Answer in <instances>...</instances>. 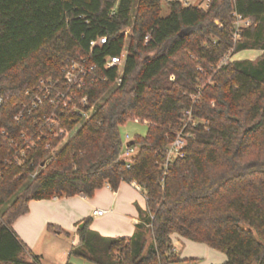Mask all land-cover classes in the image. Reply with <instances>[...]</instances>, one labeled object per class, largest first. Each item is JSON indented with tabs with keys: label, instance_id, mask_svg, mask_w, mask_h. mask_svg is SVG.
Masks as SVG:
<instances>
[{
	"label": "trees",
	"instance_id": "obj_1",
	"mask_svg": "<svg viewBox=\"0 0 264 264\" xmlns=\"http://www.w3.org/2000/svg\"><path fill=\"white\" fill-rule=\"evenodd\" d=\"M207 1L201 8L167 0H0V264H41L13 229L32 201L92 198L124 182L147 200L134 237H103L86 220L70 257L196 262L179 257V238L224 254V264H264V0ZM237 15L252 25L235 41ZM130 28L118 85L105 59L120 55ZM245 51L262 54L219 67L229 53ZM83 60L98 66L101 79L77 91L89 99L88 119L80 105L24 111L27 93L33 98L43 82L62 81ZM188 111L195 125L184 156L168 161ZM53 114L57 127L46 122ZM137 119L148 131L134 141L139 150L128 168L121 128ZM60 130L70 134L64 144ZM48 231L70 236L54 225Z\"/></svg>",
	"mask_w": 264,
	"mask_h": 264
},
{
	"label": "crops",
	"instance_id": "obj_2",
	"mask_svg": "<svg viewBox=\"0 0 264 264\" xmlns=\"http://www.w3.org/2000/svg\"><path fill=\"white\" fill-rule=\"evenodd\" d=\"M29 208V213L13 225L18 240L42 258L41 264L46 254L54 253V261L46 260L47 264H67L72 258L71 249L79 243L77 231L84 221L90 220L91 230L103 237L129 240L134 237L147 212V200L140 187L124 182L117 191L105 186L92 198L82 194L72 198L32 201ZM97 210L106 213L94 216ZM49 225L59 227L70 236L51 233ZM64 236L69 238L70 243L64 240ZM183 241L176 238L175 248ZM61 244L67 246L60 248Z\"/></svg>",
	"mask_w": 264,
	"mask_h": 264
},
{
	"label": "built area",
	"instance_id": "obj_3",
	"mask_svg": "<svg viewBox=\"0 0 264 264\" xmlns=\"http://www.w3.org/2000/svg\"><path fill=\"white\" fill-rule=\"evenodd\" d=\"M180 1V0H170ZM187 5V3H186ZM252 23L250 20H245L241 16L237 15V21L234 25V40H238L241 35V31L244 28L251 27ZM150 40V36L146 38V41ZM107 43V38H99L96 42L92 44L91 52L97 46H103ZM128 57V47L124 45L120 55L107 57L105 59L104 69L112 70L116 69L118 72V77L116 79V84L120 85L122 83V75L126 67ZM233 55L229 53L220 63L219 67L227 65L229 62L233 61ZM97 65H91L89 61L83 60L82 62H73L66 70L65 77L62 81H49L44 82L43 88H39L38 93L34 96L32 105H24V111H30L37 109L45 104L52 107L61 108L67 110L70 105H80L82 109L79 110L80 114L84 115L86 119L89 118L90 113L85 111L90 104L88 97L80 98L77 91L82 90L88 84V80L91 79L92 82L100 81V77L96 74ZM105 81L106 79H102ZM2 99H0V107L2 105ZM77 107L74 106L73 110H76ZM24 113L22 112L17 119L23 117ZM185 115V124L182 130H180L171 144L168 147L167 155L168 161L177 157L184 156V148L186 146V141L191 134L187 132L188 126L195 125V121L192 117V111H188ZM47 124H50L52 127H57V120L55 114L50 117H46ZM62 136L63 140L67 137L69 138L70 134L66 130H60L59 135ZM127 143L124 146L123 152L121 154V160L130 168L132 160L135 155L138 153L139 148L136 145H133V141H130L129 136L126 137ZM106 212L102 210L94 211V216H103Z\"/></svg>",
	"mask_w": 264,
	"mask_h": 264
},
{
	"label": "rangeland",
	"instance_id": "obj_4",
	"mask_svg": "<svg viewBox=\"0 0 264 264\" xmlns=\"http://www.w3.org/2000/svg\"><path fill=\"white\" fill-rule=\"evenodd\" d=\"M167 1H170V0H167ZM180 1L185 4L187 3V5H195L201 8H206L208 4L207 0H180ZM168 13H169V6L164 1L162 3V15L165 17L167 16ZM131 29L132 28H130L126 32V41H125L126 46L129 45L130 34L132 31ZM261 54L262 52L260 51H254V52L245 51V52H242L234 56L233 60H253L255 61ZM171 79L174 80V76H171ZM39 88H43V84H40ZM31 93H32L31 91L27 93V95L30 96L29 97L30 99L24 105H27V106L32 105L35 97L33 94V98H31ZM147 131H148L147 122H142V120L140 119L128 122L124 127L121 128L123 146H126L127 136H129L130 141L134 142L137 138H144L147 134ZM67 140H68V137L63 140L62 144H64ZM64 240L70 243L69 238L65 236H64ZM148 240L149 242L151 241L150 233L148 234ZM64 246H67V245L61 244L60 248H64ZM175 251L178 253L179 257L184 260L194 258V257L199 258L196 262H183L181 264H224L227 260L224 254L218 251H215L206 245L193 243L187 240H184L182 243L180 242L177 248H175ZM55 257H56L55 253L52 255L46 254L44 257L45 260L42 261V264H47L46 260L53 262L54 261L53 259H55ZM70 262L72 264H92L91 262L85 259L75 258V257H72Z\"/></svg>",
	"mask_w": 264,
	"mask_h": 264
},
{
	"label": "water",
	"instance_id": "obj_5",
	"mask_svg": "<svg viewBox=\"0 0 264 264\" xmlns=\"http://www.w3.org/2000/svg\"><path fill=\"white\" fill-rule=\"evenodd\" d=\"M81 227H83V225Z\"/></svg>",
	"mask_w": 264,
	"mask_h": 264
}]
</instances>
